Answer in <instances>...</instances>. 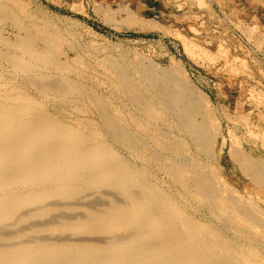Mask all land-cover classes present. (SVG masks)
<instances>
[{"label": "bare ground", "instance_id": "6f19581e", "mask_svg": "<svg viewBox=\"0 0 264 264\" xmlns=\"http://www.w3.org/2000/svg\"><path fill=\"white\" fill-rule=\"evenodd\" d=\"M120 13H124L125 17L117 24L118 29H139V18L135 12L121 8L118 13L107 10L101 16L108 25H114ZM141 20L146 27H158L151 20ZM22 46V53L29 57L24 59L13 55L7 61H11L19 70L34 75L39 71L36 65L38 60L45 59L42 55L44 50L40 54L30 44ZM70 56L68 53L66 58L71 60ZM148 70H138L140 77L137 82L121 72L116 71L118 74H115L120 80L122 93L140 116L133 118L131 124L120 122L123 117L117 119L102 103L95 107L94 117L88 119L92 127L87 132L81 124L64 123L44 111L33 113L35 109L28 106V101L18 105L10 99L0 100V264H262L257 257L259 250L261 255L264 254V211L251 198L232 191L220 176H211L205 173L206 169H202L204 172L200 170L201 164L194 166L196 169L187 178H182L189 172L188 166L197 162V158L179 149V143L183 140L179 135L182 128L204 150L210 146L206 144L209 138L206 114L201 117L202 122L196 120L204 105L196 107L191 102L193 100L184 95V90H187L194 97L200 98L203 96L202 90L200 93L195 89L185 68L175 60L167 67L154 63L151 69L153 73ZM158 71L162 73V78L161 74H157ZM178 71L183 77L176 76ZM36 81L38 83L34 79L28 82L34 86L32 83ZM50 86H53L55 92L62 91L56 84ZM68 88L65 87L66 90ZM76 93L80 98L81 95ZM94 103L98 105V102ZM208 112L206 110L205 113ZM233 141L230 140V145L231 142L232 145L236 144L238 139L236 143ZM113 143L123 146L137 163L127 161L122 153H117ZM141 148H147L150 157H144ZM234 148H230L233 149L230 151L234 157L232 161L238 162L239 169L257 186L263 185L264 159L251 156L242 146ZM151 160L161 163L162 167L152 172ZM170 166L179 178L178 186L184 190L182 192L189 191L193 199L203 196L201 199L207 200L212 216L225 218L231 230L234 228L244 236L241 242L227 241L221 232H213V228L210 230L196 222L180 204L181 201L170 197L159 179L160 172H166ZM203 201L200 203L206 207V201ZM201 204L199 207L203 206ZM47 217L48 220L44 222Z\"/></svg>", "mask_w": 264, "mask_h": 264}, {"label": "rangeland", "instance_id": "374dc122", "mask_svg": "<svg viewBox=\"0 0 264 264\" xmlns=\"http://www.w3.org/2000/svg\"><path fill=\"white\" fill-rule=\"evenodd\" d=\"M121 8L135 12L134 14L139 18V24H137L139 29L117 28L118 23L124 20V13H120L116 17L114 25H108L103 21L101 14L107 10L118 13ZM0 12V100L7 101L10 99L9 101L17 102L18 105L22 101H24L22 104L28 101L29 105L27 103L26 105L35 109L32 111L33 113L44 111L56 116L64 123L81 124L86 127L84 130L87 132H90L92 127V123L88 119L94 117L93 113L97 109L95 107L102 103L108 108V112L117 119L120 120L123 117L120 122L131 124L133 118L140 116L131 106L132 104L125 94L122 93L116 71L138 81L139 71L147 72L148 68L151 71L154 63L167 67L175 60L185 68L186 75L194 84L195 89L199 92L202 90L200 93L203 96L200 98L194 97L187 90H184V95L193 100L191 102L195 103L196 107L201 108V105H204L200 109L201 113L197 114L199 119L196 117V120L202 122L201 117L206 114L205 120L207 119V129H209V133L207 132L209 143L207 141L206 144L210 145L204 150L182 128V133L179 135L185 141H180L179 149L182 153L197 158L196 161L198 162L192 163L193 166L189 165L187 169L189 172H186L182 178L184 179V176L187 178L190 172L196 169L194 166L201 164L200 170L206 169L205 173L207 172L211 176H220L232 191H236L238 195L245 198H251L264 211V184L257 186V183L252 181L250 177L248 178L239 169L238 162L232 161L234 157L230 153L233 150L230 148L242 146L251 156L264 159V0H0ZM140 19L151 20L158 24V27H146V24H143ZM6 42L8 46H13L8 47ZM26 43L33 46L35 50L37 49L40 54L44 52L42 55L45 59L43 61L38 60V64H36L39 69L37 75L21 71L11 61L12 65L7 61L13 55L27 59L28 54L22 53L24 49L22 45ZM68 53L71 55V60L66 58ZM48 63L51 65L47 67ZM157 74H161L160 77L162 78V73L158 71ZM43 76L46 77L43 78ZM176 76L183 77V74L178 71ZM58 78L60 80H57ZM30 79L38 80V83L37 81L35 84L33 82L32 85L34 86H31V83L28 82ZM62 80L67 84L64 85ZM154 80L156 82L155 78ZM116 83H120V86ZM49 84L60 86L62 91H53V86ZM62 85L66 89L69 87L68 90ZM71 89L75 91L73 92ZM76 91L81 95L80 98ZM13 96L15 98H12ZM29 96L32 97L29 98ZM71 100L72 102H70ZM94 102H98V105L97 103L95 105ZM207 105L210 112H208ZM204 107L205 110H203ZM80 109L82 112L79 111ZM206 110L208 113H205ZM90 113L93 115H89ZM209 116L212 118L210 119ZM213 119L216 121L213 122ZM217 125L220 126L218 127L220 129L217 128L218 130L216 129ZM153 132L155 133V131ZM231 139L232 141L235 139L233 143H236L237 139L239 142L237 141V145L233 144L234 146L231 142L230 145ZM186 141L187 143H185ZM223 141L225 145L222 143ZM183 143L189 145V148ZM113 145L117 153H122L127 161L134 162L130 153L123 146L115 143ZM199 148H202L203 151ZM141 153L144 157H150L147 148H141ZM135 161L134 163H137V160ZM181 161L183 162V160ZM161 165L156 160H151L150 170L152 172L157 171L159 167H162ZM171 168L170 166L166 172L159 174V179L163 183L162 188L170 197L175 201H181L180 204H183L182 206L187 212H190L188 213L196 222H200L210 230L213 228V232H221L223 234L221 236L225 240L228 239L227 241L241 242L240 240L244 236L234 228L231 230V227L225 223V218H220L217 215L212 216V211L208 208L207 200L203 199V196L199 195L200 199L197 196L198 198H194V201L189 191L182 192L184 190L178 186L180 185L179 178L172 172L173 169ZM204 170L202 171L204 172ZM197 201H199L198 204ZM200 201L205 202L206 207ZM200 204L203 206L199 207ZM188 207L190 210L187 209ZM216 214L218 213L216 212ZM47 220L48 217L43 221L46 222ZM43 221L42 223H44ZM259 231L261 232V230ZM262 233L264 234V232ZM239 237L240 239H238ZM258 254L259 263L264 264V256H262L264 254L261 255L260 250Z\"/></svg>", "mask_w": 264, "mask_h": 264}]
</instances>
